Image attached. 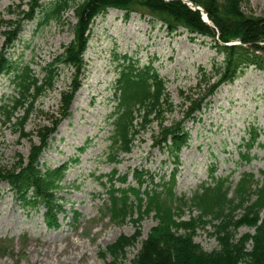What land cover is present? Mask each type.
I'll list each match as a JSON object with an SVG mask.
<instances>
[{"label": "rangeland", "instance_id": "374dc122", "mask_svg": "<svg viewBox=\"0 0 264 264\" xmlns=\"http://www.w3.org/2000/svg\"><path fill=\"white\" fill-rule=\"evenodd\" d=\"M30 1L0 0V49L5 41L4 31L29 9ZM57 1L60 0H39L43 11H38L34 21L23 23L18 41L7 53L20 71L29 66L38 79L44 78L46 68L74 37L73 10L65 13L60 21L39 26ZM242 8L247 15L264 18V0H244ZM127 55L141 66L153 65L166 80L172 107L166 106L164 116L143 131L132 152L122 155L120 164L114 166L108 162L110 115L116 104L113 88L123 57ZM223 59L210 39L189 35L183 30L177 35H168L166 28L151 17L136 14L127 19L124 13L109 10L96 18L84 55L81 88L71 103L69 117L58 126L41 159L42 164L51 168L79 159L68 171L58 194L63 199V214L58 216L57 227L49 226L44 209L23 210L4 183L0 193V264H106L112 260L107 248L121 237L133 236L137 229L130 219L122 222L110 214L106 179L100 178L117 168L120 178L129 174V185L133 184L135 170L151 171L156 182L161 177L168 180L175 169L173 159L154 146V139L161 126L181 121L193 100H198L216 83L215 71ZM15 74L17 71L0 80V105L14 97ZM56 74L53 89L33 104L23 124L26 137L18 120L25 113L23 108L15 112L11 123L0 112V169L12 167L19 157L26 160L32 147L39 145L38 132L52 126L59 117L61 98L71 85L73 72L59 65ZM208 101L209 106L195 120L186 123L191 137L188 147L181 152L176 171L178 197L191 199L202 184H213L212 172L214 177H229L233 186L243 174L262 179L264 71L248 68L233 83L219 87ZM252 126L260 130L261 137L250 153L252 160L246 161L242 157L246 153L242 144L249 138ZM198 214L197 210L189 209L183 219L189 220ZM156 224L153 214L142 220L141 237L135 246L127 248L125 264L134 260L142 241ZM213 231L211 226L197 231L195 242L206 252L218 249ZM246 233L253 230L243 227L238 237Z\"/></svg>", "mask_w": 264, "mask_h": 264}, {"label": "trees", "instance_id": "16d2710c", "mask_svg": "<svg viewBox=\"0 0 264 264\" xmlns=\"http://www.w3.org/2000/svg\"><path fill=\"white\" fill-rule=\"evenodd\" d=\"M200 10L182 0H60L50 6L45 22L60 21L65 13L73 10L76 23L72 42L65 47L48 68L43 79L36 78L29 66L21 68L14 65L7 55L9 49L18 41L24 22L34 21L42 10L39 0H31L29 9L23 11L4 31L5 41L0 51V80L15 74L14 97L0 105V112L11 123V118L19 109L24 115L18 119L22 126L33 104L53 89L57 77V66L71 68L73 78L69 89L63 92L59 117L52 126L38 132L39 145L33 146L30 156L24 160L19 157L10 168L0 169L1 186L6 183L23 210L44 209L45 221L51 227L58 226V216L63 214V199L58 196L63 189L70 168L79 159L65 162L51 168L41 163L49 140L58 126L69 117V109L76 93L81 88L84 74V55L88 48L91 26L101 15L109 10L124 13L128 19L132 15L151 17L166 28L168 35H177L180 30L189 35L210 39L224 56L216 68V83L211 85L198 100H193L181 121L171 126L160 127L154 146L167 152L173 159L175 169L168 180L159 178L151 171L135 170L133 184L129 185V174L118 176L117 168L106 179L109 192L108 211L114 219H130L136 233L121 237L107 248L112 260L106 264H125L126 250L135 246L141 237L140 225L146 216L154 215L157 221L142 248L130 264H264V171L262 179L254 174H243L233 186L229 177H214L213 184L204 183L191 199L176 195V171L181 152L188 147L190 132L186 128L189 120H195L203 109L209 106L210 97L223 85L233 83L248 68L264 71V18L247 15L242 8L244 0H189ZM43 11V10H42ZM166 80L153 65L141 66L132 56H124L120 73L113 88L115 107L110 115V147L108 162L117 166L122 155L130 154L135 141L143 131L164 116L166 106L172 107ZM249 138L244 140L246 153L243 159L251 161L250 153L257 146L261 132L256 127L249 128ZM121 186H118V185ZM197 210L198 217L184 220L186 210ZM211 226L212 236L217 239L218 249L206 252L195 242L200 228ZM248 227L253 233L238 237L241 228ZM124 259V260H123Z\"/></svg>", "mask_w": 264, "mask_h": 264}, {"label": "water", "instance_id": "95a60500", "mask_svg": "<svg viewBox=\"0 0 264 264\" xmlns=\"http://www.w3.org/2000/svg\"><path fill=\"white\" fill-rule=\"evenodd\" d=\"M167 1H169V0H167ZM182 1L187 3L188 5L192 6V8L194 10H200L202 12V14H203L204 20L209 23L208 18H207V14L202 9H200L199 7L193 5L192 2H190L189 0H182Z\"/></svg>", "mask_w": 264, "mask_h": 264}, {"label": "bare ground", "instance_id": "6f19581e", "mask_svg": "<svg viewBox=\"0 0 264 264\" xmlns=\"http://www.w3.org/2000/svg\"><path fill=\"white\" fill-rule=\"evenodd\" d=\"M167 1V0H166ZM193 4V3H192ZM194 5V4H193ZM196 6V5H195ZM192 7V6H191ZM198 7V6H197ZM200 8V7H199ZM193 9V8H192ZM201 9V8H200ZM181 155V154H180ZM51 253H53V252H51ZM45 256H46V253H45ZM54 261V260H53ZM62 264H67V263H62Z\"/></svg>", "mask_w": 264, "mask_h": 264}]
</instances>
